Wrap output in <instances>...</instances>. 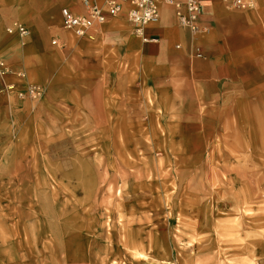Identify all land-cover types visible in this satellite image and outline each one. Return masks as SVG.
Returning <instances> with one entry per match:
<instances>
[{"label":"rangeland","instance_id":"rangeland-1","mask_svg":"<svg viewBox=\"0 0 264 264\" xmlns=\"http://www.w3.org/2000/svg\"><path fill=\"white\" fill-rule=\"evenodd\" d=\"M67 47L4 57L43 93L0 78V264H264V86L226 104L195 90L172 112L115 102Z\"/></svg>","mask_w":264,"mask_h":264},{"label":"crops","instance_id":"crops-1","mask_svg":"<svg viewBox=\"0 0 264 264\" xmlns=\"http://www.w3.org/2000/svg\"><path fill=\"white\" fill-rule=\"evenodd\" d=\"M159 1L161 20L145 28L146 36L157 40L145 42L128 21L127 5L117 17L108 18L94 28L92 36L84 38L63 27L64 7L75 13L85 11L79 0H0V55L10 63L30 67L39 63L51 47L65 44L69 53L79 48L82 55L84 48L81 59H94L100 68L88 83H103L102 89L106 80L116 83L107 92L115 102L126 98L124 95L132 100L143 94L147 102L149 97L156 101L160 96L166 102L161 104L163 109L171 112L184 109L186 98L195 90L208 100L226 104L244 89L264 86V0H254L253 8L234 10L228 9L223 0H202L200 25L208 31L200 35L178 24L170 2ZM16 21L28 27L30 36L8 32ZM56 38L58 43L54 45ZM198 49L202 58L195 56ZM106 66L112 67L109 74H101ZM5 77L0 78L6 85L25 86L13 75ZM11 93L9 98L15 95ZM102 93L104 97H98L105 105L106 94ZM26 102L34 109L40 100Z\"/></svg>","mask_w":264,"mask_h":264},{"label":"built area","instance_id":"built-area-1","mask_svg":"<svg viewBox=\"0 0 264 264\" xmlns=\"http://www.w3.org/2000/svg\"><path fill=\"white\" fill-rule=\"evenodd\" d=\"M85 11L75 13L68 7L62 9L63 27L79 37L92 36V31L99 25L105 24L110 17H117L127 5L126 15L128 21L136 34L140 35L145 42H154L156 38L146 36L145 28L161 20V7L159 0H79ZM174 6V14L181 27L191 30L193 35H200L208 28L201 27L202 0H167ZM225 6L230 9H250L255 6L254 0H223ZM9 33H17L21 37L30 36V30L22 23L14 22L7 28ZM57 38L53 44L57 45ZM181 47L180 45H177ZM197 57H202L200 49L196 51ZM12 69L7 66L6 61L0 56V77L9 74ZM19 77L25 78L23 72L17 73ZM9 91H17L21 98H38L42 96L43 88L34 83H26L24 89H18L16 84L9 83L5 86Z\"/></svg>","mask_w":264,"mask_h":264}]
</instances>
